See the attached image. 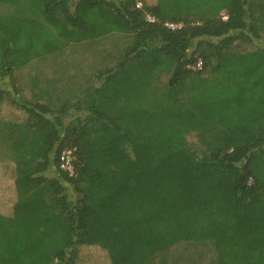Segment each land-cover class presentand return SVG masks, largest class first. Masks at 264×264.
<instances>
[{
	"label": "trees",
	"instance_id": "obj_1",
	"mask_svg": "<svg viewBox=\"0 0 264 264\" xmlns=\"http://www.w3.org/2000/svg\"><path fill=\"white\" fill-rule=\"evenodd\" d=\"M27 6L29 14L0 13V126L9 141L0 264H151L184 241H210L218 264H264V43L234 47L264 39V0ZM114 32L133 36L81 96L58 106L24 98L16 67ZM161 76L157 100L148 90ZM187 80L191 93L178 100ZM68 147L74 176L59 167Z\"/></svg>",
	"mask_w": 264,
	"mask_h": 264
},
{
	"label": "rangeland",
	"instance_id": "obj_2",
	"mask_svg": "<svg viewBox=\"0 0 264 264\" xmlns=\"http://www.w3.org/2000/svg\"><path fill=\"white\" fill-rule=\"evenodd\" d=\"M14 3H11L9 0L0 3V13H13L17 11H22V13L29 14V8L27 6V0H18V4L16 6ZM17 5H20L22 9H19ZM19 9V10H18ZM132 34L128 32H114L112 35L109 34L106 38L98 40L95 43H86L82 48L70 46L66 50L60 52L57 56H51L49 58H45L42 60V65H44L43 73L46 75H51V67L58 65H62L64 70L62 71L64 80L69 82V80H75L77 78V68L75 65L78 63H82L87 65L89 64L90 71L89 72H98L100 69L107 67H115L117 65V52L123 48V46L132 38ZM264 39L255 38L250 43L239 42L236 41L234 47L236 50H241L245 48V46H249L254 49L258 44H263ZM84 45V44H83ZM39 62V63H40ZM193 70H199L198 67H191ZM22 79L25 78V71L20 69ZM209 79L208 83L212 82L215 78L212 77L208 71H205V74ZM168 76H161L156 79L153 85L148 90L149 96L151 98H155L157 100H162L165 97V90L167 84ZM88 80V79H87ZM90 80H92L90 78ZM89 80V81H90ZM88 82V81H87ZM89 83V82H88ZM83 85L81 87L65 85L59 86L57 89L60 91V94L64 92L66 97L69 96L70 89L73 93V96L79 97L81 96L87 88L91 85ZM189 80L186 82V86L176 95L178 100H185L186 97L191 93ZM5 81L0 82V87L5 86ZM49 89V88H48ZM51 90V88H50ZM29 93V92H28ZM28 93H24L27 97H31ZM23 94V93H22ZM72 95V94H71ZM6 132L0 126V158H3L8 153L9 141L5 134ZM188 141L190 144L196 148L199 145V141L195 136H189ZM132 152V149H130ZM48 175H52L51 172ZM151 264H218L217 253L214 248V245L210 241H184L175 244L170 247L168 250L162 253H158L154 256Z\"/></svg>",
	"mask_w": 264,
	"mask_h": 264
},
{
	"label": "crops",
	"instance_id": "obj_3",
	"mask_svg": "<svg viewBox=\"0 0 264 264\" xmlns=\"http://www.w3.org/2000/svg\"><path fill=\"white\" fill-rule=\"evenodd\" d=\"M107 36H109V34L106 35L104 38H106ZM97 42H98V39L71 43L68 47L60 51H56L54 53H51V54H48L42 57L34 58L30 62L16 67L14 71V80L17 86L19 87L20 91L23 93L22 95L24 96V98L29 99V100L41 101L45 103L49 102L53 106H58L59 104L65 102V100L68 98H75V96H73V93L71 92L73 91L74 86H76V89H77V86L81 87L82 84L87 85L88 82H89L88 85H90L97 72L95 71L93 73L89 72L90 67H91L89 64L82 65V63H78L75 65V68H77V71H78L76 75L77 78H75V80L70 79L69 82H67L66 80H64L65 77H63V74H62V71L64 70V67L62 65L57 64L56 66L51 67V70H52L51 75H46L43 73L44 65H42L41 67V64H42L41 62L45 58H49L51 56L52 57L57 56L60 52H62L63 50H66L70 46H75V47L78 46L80 48L81 47L83 48L86 43L96 44ZM20 69H23L25 71L23 73L25 74L24 79H22L21 77L20 72L22 71H19ZM90 78L92 80H90ZM69 84L70 86H73V89H70L71 91L69 92L70 93L69 96L66 97L64 92L60 94V91L57 89V87L64 86L66 89L68 87H66L65 85H69ZM24 93L25 94L28 93L29 95H31V97H27V95H25Z\"/></svg>",
	"mask_w": 264,
	"mask_h": 264
},
{
	"label": "built area",
	"instance_id": "obj_4",
	"mask_svg": "<svg viewBox=\"0 0 264 264\" xmlns=\"http://www.w3.org/2000/svg\"><path fill=\"white\" fill-rule=\"evenodd\" d=\"M136 7L139 9L143 8V4L141 1H137ZM145 20L148 22H158V19L151 13L145 12ZM163 25L170 29L176 30L181 29L184 27V23L182 22H174V21H165ZM203 62L201 59H198L194 67H198L201 69ZM77 154H76V147H68L61 151L59 155V167L62 171L66 172L69 176H74L76 174V163Z\"/></svg>",
	"mask_w": 264,
	"mask_h": 264
}]
</instances>
